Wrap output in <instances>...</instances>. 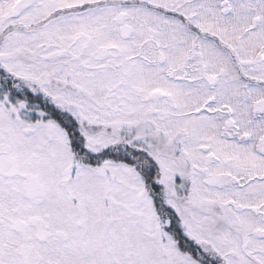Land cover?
<instances>
[{
    "label": "snow or ice",
    "instance_id": "1",
    "mask_svg": "<svg viewBox=\"0 0 264 264\" xmlns=\"http://www.w3.org/2000/svg\"><path fill=\"white\" fill-rule=\"evenodd\" d=\"M0 264H264V0H0Z\"/></svg>",
    "mask_w": 264,
    "mask_h": 264
}]
</instances>
